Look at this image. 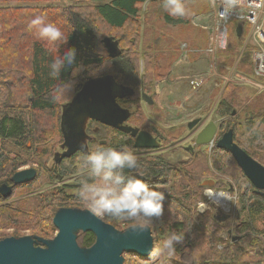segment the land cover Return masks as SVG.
I'll use <instances>...</instances> for the list:
<instances>
[{
  "label": "trees",
  "instance_id": "obj_1",
  "mask_svg": "<svg viewBox=\"0 0 264 264\" xmlns=\"http://www.w3.org/2000/svg\"><path fill=\"white\" fill-rule=\"evenodd\" d=\"M68 1L72 4L61 7L53 5L54 3L61 2V0H0V8L6 9L5 11H0V39L2 41L0 42V107H17L15 109L19 110L17 111L18 113H12L19 115L13 116V118L5 117L0 122V135L3 136L7 134L5 137L18 139V141L9 142V146L11 147L7 150V154L15 152L14 157L0 154V179L2 178L1 181L6 180L19 166L30 164V167H32L33 163L37 165L35 181L28 185H18L14 187L16 189L14 195L18 194L17 192H19V189L34 183H36L35 190H39L44 184L52 183L55 180L57 181L59 177L63 176V172L71 173L76 170V167L71 168L67 160L63 162V158L60 163L53 162L55 152H52L49 146L48 136L46 143L42 144L41 148L34 145V143L38 142L36 140L41 141L42 138L45 137L43 130H45L44 126L46 122L48 123V127L56 130L55 132L53 131V133H56L59 142H61L59 127L62 109L64 105L72 100L84 83L89 80L110 76L115 83L128 86L133 92L137 91L144 94L151 93L153 95L154 91L152 87L154 86V82L161 81L168 75L170 66L178 58V48L181 44L186 45L187 43L186 37L183 35L184 33L181 32H179L178 35H167L163 44L160 39H155L145 47V52L141 57L142 59L140 58L139 64L136 49L137 46H139L143 31L139 14L142 5L150 0ZM204 1L206 2L207 0H193L190 4L189 12L203 9ZM35 2H40L41 5L35 4L37 7H32L30 4H34ZM53 12L55 13L54 16H58L59 21L52 24H55L61 29L64 39L67 40V42L43 40L39 42L38 46L36 45L37 43L33 44L30 52H27V58H25L27 63L24 62V59L23 65L18 67V59L15 57L16 49L12 37L8 34H3L5 28H9L5 23H13L11 16L13 18L20 16L19 20L24 22L23 27L26 28L30 21L36 16H44L45 19H47L53 15ZM164 18V23L166 25L164 27L165 30L173 25H184L186 22L184 17L174 18L169 16L168 13L164 14ZM48 21L49 22L46 20V23H50L49 18ZM11 30H13V28L9 31ZM147 30H150V28L147 27ZM15 31L16 30H13V33H15ZM246 34L247 31H245V29L240 37L236 35L234 30L233 34H230L229 30L226 47L224 49H218L215 54V57L217 56L219 62H221H217V66L226 65L231 67L233 66V62L236 61L234 68L237 71H243L249 74L246 67H250L251 63L250 53L246 48L247 45L244 47L245 51L241 54H237L233 51L237 49V44L234 43L233 39L236 38L238 42L240 41V43H242ZM105 38H111L112 42L115 40L117 41L118 51L115 56L109 55L103 41ZM197 41L204 43L203 40ZM112 42L110 41V43ZM5 45H10V47L2 51ZM72 47L76 49V65H83L85 70L75 78L72 76L71 68L62 70L60 77L62 81L70 82L75 79L76 83L69 93V97L56 101L53 99V96L58 81L49 76V65L54 59L63 54L67 48ZM245 52H247L248 55H246ZM6 57L7 61L5 60ZM233 57L234 59L231 60L230 58ZM76 65H73V67ZM101 65H104V67L95 78L87 75L89 69L101 68ZM232 85L236 86L237 84L232 83ZM237 86L240 87L244 85ZM19 88H23L24 91H17ZM252 90L255 92V89ZM254 98L256 106L253 105V109L257 108V110L247 113L246 116L244 114L243 117H238V119H246V129H250L256 121H264V90L258 92ZM240 100L241 99L232 97L231 94H227L216 106L217 113L222 117L234 114L235 110L232 108L230 112V108L232 105L238 104ZM20 107H28V111H24ZM127 110L131 112V114L136 113L139 115L137 117L138 120L132 124H137L140 127L144 125L146 128L148 127L151 119L143 115V111L139 106H136L135 109L127 107ZM21 111L23 115L28 114L25 112H29L31 116L29 124L20 114ZM39 115H41V117ZM220 125V129L218 130V132H220L219 134L217 132L218 137L216 135L215 143L224 132L231 130L233 141L243 148L250 157L264 166V141L262 138L251 139L245 142V144H241L240 141L235 139L237 134L236 131L239 129L237 124L233 121L227 123L226 120ZM166 131L167 130H164L163 132L165 133ZM172 138L173 137L168 136V144L172 143L170 142ZM13 143H17L18 146H15ZM13 147L18 149L13 151ZM199 152L202 153V158L205 160V155H207V153L202 151ZM31 154L33 155L32 160L28 158ZM209 154H211L212 159L216 162H225L228 157L232 158L227 151L219 149L216 146ZM51 157L52 166L49 167L47 164ZM63 163H65V166ZM190 164H194V161L188 163V165ZM234 164L236 165L235 161ZM204 170L206 171L207 169L205 168ZM138 171L142 173L144 170L139 167ZM155 174L157 175L153 176V173L147 175V177H149L148 183H158L156 187H152L164 193V207L171 206L172 208L181 209L183 207L180 202L181 198L179 197L178 189L175 188L178 182L184 179L186 174L187 176L185 178H189L187 169L185 175H183L181 170L177 171L176 169H174V173L170 175L164 168H161ZM239 174L240 172L236 173L235 177H239ZM213 181L215 184V180ZM248 184L251 185L249 182ZM186 187V190H188L187 192H191L192 187L200 188L198 182H191V180L187 181ZM254 198L256 201L246 208L249 213L257 214L264 211V191H262L261 194L254 192ZM35 200V211L33 214H29V207H26L32 204V198H29L25 202L24 208L13 206L12 209L16 210L14 214H16L17 217H22L23 223L22 220H19V223L16 224L14 216L10 214L9 210H2L0 208V239L6 236H21L19 232L21 227L28 228L31 231V235H37L44 239L53 236V233L56 231L52 221L53 216L57 209L63 207V198L54 199L53 194L44 196L38 194ZM243 208L244 207H239L238 213H240V210ZM211 221L213 224L208 235L209 244L214 243L215 236L222 229L221 222H224L221 220V215L219 214L215 215V217L212 216ZM131 223L126 224L125 227ZM7 227H14L11 234L2 233L5 232ZM115 227L118 228L119 226ZM179 227H183V225H179ZM191 230H193L195 234H198V228L192 227ZM201 238L204 239L203 236H195L190 237V240L191 243H195L196 245V243H201ZM93 241V234L86 232L81 245L89 246ZM199 248L204 250V245L200 244ZM205 251L208 253L209 249ZM130 254L133 255L134 253ZM173 263L174 262L171 264ZM193 264H197V261L195 260ZM199 264L208 263H204L203 261ZM210 264H264V252L260 253L258 258L243 259L239 262L234 261V257L230 254L220 253Z\"/></svg>",
  "mask_w": 264,
  "mask_h": 264
},
{
  "label": "rangeland",
  "instance_id": "obj_2",
  "mask_svg": "<svg viewBox=\"0 0 264 264\" xmlns=\"http://www.w3.org/2000/svg\"><path fill=\"white\" fill-rule=\"evenodd\" d=\"M192 1L193 0H183L186 8V14L183 16L186 19L184 25H173L167 30L164 29L166 26L164 23V14L167 13V11L162 6V0H150L142 5L139 19L141 21L143 31L139 46H137L136 49L139 64L140 58L145 52V47L155 39H160L163 44L167 35H178L179 32H181L184 33L183 35L186 37L187 43L184 49H181V46L178 48V58L170 66L168 75L162 81L154 82V86L152 87L154 91L153 97L156 96L160 104V110L155 108V105L146 104L142 99L140 101L134 99L125 101V106L130 109H135L136 106H139L143 111L144 116L148 117V119L150 118L151 121H156L162 129L165 128V130H167L165 133L168 136L173 137L172 139L174 140L181 139L179 141L180 146L193 143L195 136L200 131L202 126L209 121H213L217 125H220L226 120L227 123L229 121H233L239 126V129L236 131L237 134L235 139L240 141L241 144H245V142H248L251 139L262 138L264 141V121H256L250 129H246V119H238V117H243L244 114L246 116L247 113L255 112L257 110V108L253 109V105L256 106L254 96L258 94V92L264 90V78H259L253 73L252 54L257 48V44L251 31L248 32L249 25L246 24L244 29L248 32L246 35V48L250 53L251 66L246 67V69L250 75L244 73L243 71L239 73L234 68L236 65L235 60V62H233V66L230 67L221 65L220 67H222V69H218L217 62H219V59L217 56L211 57L204 50L206 45L209 44L210 36L212 35L211 31L213 26L212 21L214 20V6L211 0H207L206 2L204 1L203 9L189 12V7ZM58 3H54L53 5L62 7L72 4L68 0H61V2ZM35 4L41 5L40 2H35L30 5L32 7H37ZM5 10L6 9L0 8V11ZM197 14L204 15L205 23L209 27L211 26V28L205 30L193 25L192 20ZM54 15L55 13L53 12V15L48 17L50 19V23H56L59 21L58 16ZM19 17L13 18L11 16L13 23H5V25L9 26V28L6 27L3 34H8L12 37L14 47L16 49L15 57L18 59L17 65L18 67H21L24 59L27 58V52H30L32 45L37 43L36 45L38 46L39 42L43 40L36 38L35 28H29V25L24 28V22L20 21ZM48 18L46 19L47 22H49ZM238 23L239 21L237 20H231L228 22L227 27L230 30V34H233V30ZM11 27L13 30H16L15 33H13V30L9 31L12 29ZM147 27H149L150 30H147ZM202 33L206 35V38L203 37ZM197 40H203L204 43H195ZM233 41L237 44V49L233 51L237 54H241L245 51L242 47L245 40H242V43H240V41L238 42L235 38ZM0 42H2L1 39ZM9 47L10 45L3 46L2 51H5ZM205 54L207 58L203 61L202 55ZM245 54L248 55L247 52H245ZM230 59L233 60L234 57ZM177 60L178 63L174 66V63ZM24 62H26V59ZM211 64L213 68L209 71ZM195 77L198 79L201 78L202 80L197 87H193L191 84V79ZM232 83L244 86L239 87L237 85H232ZM117 87L118 91L116 94L120 98L131 97V95L134 98L139 95V92L137 91L132 94V90L127 86L124 87L117 85ZM250 88L255 89V92ZM17 91H24V89L19 88ZM227 94H231L232 97L241 100L238 104L231 106L230 112L233 108L235 110V113L233 112L234 114L222 117L217 113L216 106ZM15 108L17 107H0V122L7 116L13 118V116L19 115L12 114L18 113L17 111L19 110ZM20 108L24 111H28V107ZM25 113L28 114L23 115L22 111L20 112L22 117L29 124L31 116L29 112ZM39 116L41 117V115ZM138 116L139 115L136 113L131 114L130 122H136L138 120ZM197 117L201 119L202 123L191 129L187 128L186 125L188 121ZM44 128L45 130L43 131L45 137H43L41 141L36 140L38 142L34 143V145L41 148L42 144L46 143L48 136L49 146L51 147L52 152L58 151L60 149L59 145L61 142H59L56 133H53V131L55 132L56 130L48 127L47 122L45 123ZM214 144L215 143L212 142L211 144L202 146V150L195 146L194 154L190 157L183 151L181 154L178 153L176 155L169 156V158L173 161V158H180L181 163H183L180 170L183 172V175L186 174V169L189 173V178H185L187 176L186 174L184 179L178 182V185H176L175 188L178 189L179 197L181 198L180 202L183 207L181 209H177L172 208L171 206H165L163 216L159 219L153 218L151 224L149 225L153 236V250L150 255L147 257H141L137 254L131 255L130 253H125L123 264H171L172 262H174L173 264H193L195 260L197 261V264L202 263L203 261L204 263L207 262L210 264L211 261H213L220 253L230 254L234 257V261L239 262L243 259L258 258L259 254L264 252V211L257 214H251L248 209H246L250 204L256 201L253 192L254 187L248 184L246 177L243 175L239 167L234 164L232 158L228 157L225 162H216L212 159L211 154L209 153L215 147ZM206 148L210 151L206 152L207 155H205L204 160L202 158V153L199 151L204 152L207 150ZM17 149L13 147V151H16ZM8 155L10 157H14L15 153L10 152ZM28 158L32 160L33 155H29ZM191 161H194V164L188 165ZM47 165L49 167L52 166V157ZM205 168L207 169L206 171L204 170ZM78 170L82 171L83 169L78 167ZM239 172V177L236 178L235 175ZM208 179L215 180V184H213V186L202 185L205 181H209ZM189 180H191V182H198L200 188L192 187L191 192H187L188 190H186V185ZM56 184H58V182L55 180L52 183L50 182L44 184L43 187L39 188V190H35L36 183L21 188L19 189V192H17L18 194L14 195L15 201L12 203V201L9 200L6 202L9 204V207H3L1 209H8L10 214L14 216L16 224H18L19 220H22V217H17V215L14 214L16 210L12 209L13 206L17 208H24L25 202L29 198H32V204L26 207H29V214H33L35 211V198L38 194L43 196L49 194L60 196V193L57 192L58 187L47 189L48 186ZM217 192H224L226 193L228 199L230 198L227 208H224L219 203L208 198L209 193L216 194ZM54 199L60 198L57 197ZM79 200L82 205V209H88L86 202L82 199ZM239 207H244L240 210V213H238ZM219 210L223 211L225 214H229L230 217L227 218L226 221L221 222V231L215 236L214 243L209 244L208 235L213 224L211 217L219 214L217 212ZM102 220L112 224L113 226H119L118 228L120 229H124L125 225L131 222L132 223L130 225H139L137 221H118L107 216L102 218ZM179 225H183V227H179ZM192 227L198 228V234H195V232L191 230ZM13 229L14 227H7L5 232L2 233L11 234ZM19 232L21 236L31 235V231L25 227H21ZM228 232L230 233L228 234ZM85 233L86 232L78 233L76 240L79 245L82 244V239ZM173 233L179 234L183 237L182 243L176 244L174 251L171 254L162 252L161 249L163 241ZM54 234L55 233H53V236ZM195 236H203L204 239L201 238V243L199 242L195 245V243H191L190 240V237ZM200 244L204 245V250L199 248ZM206 249H209L208 253L205 251Z\"/></svg>",
  "mask_w": 264,
  "mask_h": 264
},
{
  "label": "water",
  "instance_id": "obj_3",
  "mask_svg": "<svg viewBox=\"0 0 264 264\" xmlns=\"http://www.w3.org/2000/svg\"><path fill=\"white\" fill-rule=\"evenodd\" d=\"M242 27V23L236 26L237 36L241 35ZM103 41L109 55L115 56L118 51L117 41L112 42L111 38H105ZM117 85L124 86L115 83L110 76L84 83L72 100L64 105V112L61 115L62 126L63 122H66L68 132L75 136L77 125L82 129L88 119H96L103 124L130 133L134 138L135 148L154 147L156 138L147 131L138 130L130 125H121L130 112L122 109L116 102ZM199 120V118L192 119L187 123V128L191 129ZM216 132L217 125L209 121L197 133L194 143L208 144L215 138ZM83 141L85 138L77 142L80 143L79 145L74 146L67 143L64 152L55 153V162L58 163L63 157H69L77 149L79 150ZM216 147L232 156L243 175L254 187L255 193L261 194L264 191V166L233 141L231 130L222 134L216 141ZM36 174L35 168H24L14 173L11 181L14 185L29 182L36 177ZM213 184V181L209 180L202 185L213 186ZM4 188V185L0 187L2 195H9L11 189L6 187L8 191L2 192ZM220 215L222 221L229 217L226 214ZM52 221L56 232L51 238L44 239L37 235L1 238L0 264H123L125 253L146 257L153 249V236L149 226L144 231H141L137 224L118 229L93 215L89 209L60 207L56 210ZM79 232L92 233L94 237L92 244L79 245L76 240Z\"/></svg>",
  "mask_w": 264,
  "mask_h": 264
},
{
  "label": "clouds",
  "instance_id": "obj_4",
  "mask_svg": "<svg viewBox=\"0 0 264 264\" xmlns=\"http://www.w3.org/2000/svg\"><path fill=\"white\" fill-rule=\"evenodd\" d=\"M162 6L171 17H183L186 8L183 0H162ZM35 28L39 40L63 41L61 29L52 23H46L44 16H36L29 23ZM76 49L67 48L63 54L49 65V76L57 80L53 99L58 101L69 97L75 86V79L64 82L60 79L62 70L72 69L75 78L85 70L83 65H76ZM101 68H91L87 75L95 78ZM83 150L86 146L81 144ZM81 168L87 170V178L80 183L78 196L86 202L90 212L98 218L111 217L118 221H137L141 231L147 229L153 218H161L164 213L165 195L155 190L137 175H128L125 170L138 167L133 151L124 146L121 149L97 145L81 158ZM183 237L173 233L162 243V252L171 254L175 245L182 243Z\"/></svg>",
  "mask_w": 264,
  "mask_h": 264
},
{
  "label": "flooded vegetation",
  "instance_id": "obj_5",
  "mask_svg": "<svg viewBox=\"0 0 264 264\" xmlns=\"http://www.w3.org/2000/svg\"><path fill=\"white\" fill-rule=\"evenodd\" d=\"M133 99L138 100V101H140L142 99L143 102H145L148 105L149 104L155 105V108H157V106H158V104H157L158 100H157L156 96L153 97V95L151 93H149V94L139 93V95H137L134 98L132 95H131V97H124V98L117 97L116 102L120 105V107L122 109L127 110V107H125L124 102L128 101V100H133ZM63 112L64 111L62 109V113ZM130 116H131V112H130V115L128 116V118L121 125H130V126L138 128V130L147 131L149 134H151V136L156 138V145L154 147L135 148L133 146L134 138L130 135V133H126V132H124L122 130H118L112 126L103 124L96 119H88L86 124L83 126L82 129L79 128V126L77 125L78 130L76 131L75 136H74L73 133L68 132V129H67L66 124H65L66 122H63V126H62V123L60 120V127L59 128H60V133H61V143L59 145L60 149L58 151H56L55 153L64 152L66 150L67 143L71 144L72 146L79 145L80 143L77 144V142L78 141L81 142L83 140V138H85V141H83L81 144H84L86 146L83 150L81 149V147H79V150L77 149L69 157H63V162L65 160H67V162L70 163L71 168L76 167V170L72 171L71 173H67V172L64 173L63 172V176H61V177H59V179H57L58 184L50 185L47 187V189H53V188L58 187L57 192L60 193V196L55 195L54 198H57V197L63 198V208H80V209H82V206H81L80 200H79L80 198L78 196V192H79L81 181L83 179L87 178V170L86 169H83L82 171L78 170V167H81L80 158L83 155H85L87 152L93 150L95 148V146H97V145H103L106 147H114V148H117L118 150L124 146L130 148L137 157L138 167L135 170H125V172L128 175H137L141 179L145 180L147 183L149 182V180H148L149 177H147V175L149 173H151V174L153 173V176H155V175H157L155 173L158 170H160L161 168H164L165 170H167L168 174H170V175L174 173V169H176L177 171L180 170V168L183 164V163H181L180 158H178V157L173 158L174 159V161H173L169 158V156L176 155L178 153L181 154V152L183 151L186 154H188L190 157V156H193V154H194L195 146L199 147L200 150H202V146H205V145H196L194 143V141H193V143L195 145L193 143H191V144L180 146L179 141L181 139H178V138H177L178 140L172 139L170 141L172 143L168 144V142H167L168 136L166 133L163 132L165 130V128L162 129L156 121H154V120L150 121L147 128L145 127V125L140 127L137 124L135 125V124H132L130 122V120H131ZM7 117L11 118L10 116H7ZM77 121H79V120H77ZM200 123H202L201 119L199 120L197 125H199ZM204 125L202 126V128L204 127ZM167 128H169V127H167ZM62 129H63V131H62ZM217 129L219 130L220 127L219 128L217 127ZM5 136H7V134H4L3 136L0 135V154L8 155L7 150L11 147V146H9V142H15V141H18V139H15L13 137H5ZM13 144L15 146H18L17 143L16 144L13 143ZM62 144H63V146H62ZM208 151H210V150L207 149L204 152H208ZM165 156L167 159L165 158ZM188 158H187V160H188ZM53 162L57 163V162H55L54 157H53ZM60 162H58V163H60ZM64 164L65 163H63V165ZM64 166H63V168H64ZM36 167H37L36 164H33L32 167H30L29 164L19 166L16 169V171L13 172L6 180L1 181L2 178L0 179V187L2 185L5 186V188L2 189V192L8 191L6 189V187H9L11 189L9 191V195H7V196H3L2 193L0 192V201H2V202H0V208L9 207V204L6 203L9 200H11L12 203L15 201L14 192L16 191V189L14 187H16L18 185H20V186L28 185L29 183L34 182L35 178H36L35 177L32 181H29V182H24V183H21L18 185H14L13 182L11 181V176L14 173H16L17 171L24 169V168H35L37 171ZM139 167H141L144 170L142 173L138 171ZM153 176H151V177H153ZM149 185L151 187L152 186L156 187V185H158V183L157 184H149Z\"/></svg>",
  "mask_w": 264,
  "mask_h": 264
},
{
  "label": "built area",
  "instance_id": "obj_6",
  "mask_svg": "<svg viewBox=\"0 0 264 264\" xmlns=\"http://www.w3.org/2000/svg\"><path fill=\"white\" fill-rule=\"evenodd\" d=\"M211 2L214 6V33L207 52L214 53L217 49L225 47L229 21L243 22L250 26L257 44L252 54L253 72L256 76L264 77V0H211ZM201 82V78L191 79L193 87H197Z\"/></svg>",
  "mask_w": 264,
  "mask_h": 264
},
{
  "label": "crops",
  "instance_id": "obj_7",
  "mask_svg": "<svg viewBox=\"0 0 264 264\" xmlns=\"http://www.w3.org/2000/svg\"><path fill=\"white\" fill-rule=\"evenodd\" d=\"M195 18L192 20V24L193 25H195V26H197V27H199V28H202V29H208V28H211V26L209 27L206 23H205V16L204 15H202V14H197V15H195L194 16ZM212 31H213V27H214V20L212 21ZM243 28H244V26H243ZM212 31H211V33H212ZM249 31H250V29H249ZM202 35H203V37L204 38H206V35L204 34V33H202ZM246 36V35H245ZM244 36V37H245ZM245 41H246V39H245ZM195 43H199V41H197V42H195ZM208 45V44H207ZM207 45H206V47H205V49L207 48ZM204 49V50H205ZM209 55V54H208ZM207 57H206V54L205 55H202V60L204 61L205 59H206ZM177 63H178V60L174 63V66L175 65H177ZM239 73H240V71H238ZM162 81V80H161ZM158 104V106H157V109H159L160 110V104H159V102L157 103Z\"/></svg>",
  "mask_w": 264,
  "mask_h": 264
},
{
  "label": "bare ground",
  "instance_id": "obj_8",
  "mask_svg": "<svg viewBox=\"0 0 264 264\" xmlns=\"http://www.w3.org/2000/svg\"><path fill=\"white\" fill-rule=\"evenodd\" d=\"M209 199L219 203L221 206H223L224 208H227V205L229 203V199L226 195V193L224 194L223 192H217L216 194L214 193H209ZM147 257V256H146Z\"/></svg>",
  "mask_w": 264,
  "mask_h": 264
}]
</instances>
